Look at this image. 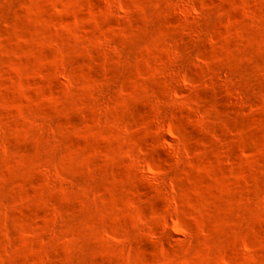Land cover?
<instances>
[{"label": "rangeland", "instance_id": "rangeland-1", "mask_svg": "<svg viewBox=\"0 0 264 264\" xmlns=\"http://www.w3.org/2000/svg\"><path fill=\"white\" fill-rule=\"evenodd\" d=\"M0 264H264V0H0Z\"/></svg>", "mask_w": 264, "mask_h": 264}]
</instances>
